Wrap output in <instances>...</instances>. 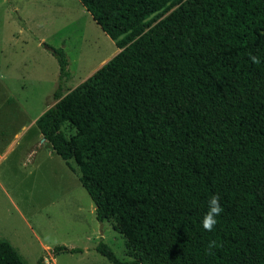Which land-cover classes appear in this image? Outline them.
Wrapping results in <instances>:
<instances>
[{
  "label": "trees",
  "instance_id": "obj_1",
  "mask_svg": "<svg viewBox=\"0 0 264 264\" xmlns=\"http://www.w3.org/2000/svg\"><path fill=\"white\" fill-rule=\"evenodd\" d=\"M79 1L120 52L63 94L70 63L52 49L56 103L35 124L130 259L95 250L111 264H264V0ZM213 194L223 212L206 231ZM0 264L26 263L0 240Z\"/></svg>",
  "mask_w": 264,
  "mask_h": 264
},
{
  "label": "rangeland",
  "instance_id": "obj_2",
  "mask_svg": "<svg viewBox=\"0 0 264 264\" xmlns=\"http://www.w3.org/2000/svg\"><path fill=\"white\" fill-rule=\"evenodd\" d=\"M52 49L70 63L63 94L120 52L79 0H0V240L26 264H111L95 250L101 242L128 260L113 222L97 220L79 167L62 160L35 124L56 103ZM58 247L81 253L54 254Z\"/></svg>",
  "mask_w": 264,
  "mask_h": 264
},
{
  "label": "clouds",
  "instance_id": "obj_3",
  "mask_svg": "<svg viewBox=\"0 0 264 264\" xmlns=\"http://www.w3.org/2000/svg\"><path fill=\"white\" fill-rule=\"evenodd\" d=\"M250 59L253 63L259 64L260 59L250 54ZM223 212V207L221 205V198L218 194H213L207 202V211L201 219L202 227L206 231H212L217 224V217H219ZM216 247V242L211 241L208 244V251L211 254L212 249Z\"/></svg>",
  "mask_w": 264,
  "mask_h": 264
},
{
  "label": "crops",
  "instance_id": "obj_4",
  "mask_svg": "<svg viewBox=\"0 0 264 264\" xmlns=\"http://www.w3.org/2000/svg\"><path fill=\"white\" fill-rule=\"evenodd\" d=\"M47 142V141H46ZM36 151L35 150H32L30 154H34Z\"/></svg>",
  "mask_w": 264,
  "mask_h": 264
},
{
  "label": "water",
  "instance_id": "obj_5",
  "mask_svg": "<svg viewBox=\"0 0 264 264\" xmlns=\"http://www.w3.org/2000/svg\"><path fill=\"white\" fill-rule=\"evenodd\" d=\"M43 141L45 142L46 140L43 138Z\"/></svg>",
  "mask_w": 264,
  "mask_h": 264
}]
</instances>
